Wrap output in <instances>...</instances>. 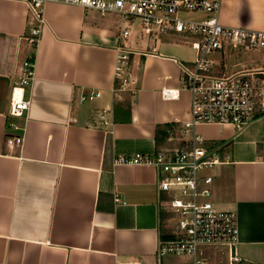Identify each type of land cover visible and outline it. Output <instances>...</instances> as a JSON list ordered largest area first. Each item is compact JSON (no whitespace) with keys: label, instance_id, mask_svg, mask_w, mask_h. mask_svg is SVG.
Masks as SVG:
<instances>
[{"label":"crops","instance_id":"0c3cea01","mask_svg":"<svg viewBox=\"0 0 264 264\" xmlns=\"http://www.w3.org/2000/svg\"><path fill=\"white\" fill-rule=\"evenodd\" d=\"M43 18L30 108L12 118L11 73L27 54L24 44L17 53L18 39L40 23L27 3L0 0V264H189L190 256L158 258L161 237L175 222L165 219L168 195L156 169L115 159L174 151L189 137L180 135L191 100L181 63L195 53L187 45L188 61L178 56L181 44L134 42L137 91L118 92L120 17L48 2ZM219 21L264 32V0H221ZM164 89L179 98L165 100ZM97 91L99 98L80 101ZM196 133L224 159L208 171L211 199L236 214L238 264H264V116L241 130L202 125ZM15 137L22 145L9 147ZM205 247L201 264H230L229 249L218 261Z\"/></svg>","mask_w":264,"mask_h":264},{"label":"built area","instance_id":"2783aa9c","mask_svg":"<svg viewBox=\"0 0 264 264\" xmlns=\"http://www.w3.org/2000/svg\"><path fill=\"white\" fill-rule=\"evenodd\" d=\"M29 6L40 23L30 34L18 39L17 53L27 47L26 56L16 61L11 73L9 116L19 117L30 108L27 91L35 70V51L44 25L43 7L48 2L76 5L121 19L115 79L118 92L132 95L137 91V77L132 69L136 42L154 41L177 36L195 53V59L181 63L182 84L190 92L189 119L181 123L180 135L189 137L181 147L155 155L119 156L116 165L146 164L157 171L158 187L168 198L161 207L174 215L175 236L160 241L158 258L190 256L189 264H201L198 251L202 246H225L230 264L242 261L236 252L239 228L233 211L213 203V177L208 171L224 163L218 147L196 133L198 126H232L245 128L264 116V32L241 27H226L219 21L221 0H20ZM203 17L186 19L182 15ZM6 71L0 69V74ZM101 96L92 92L81 102ZM165 100H176L179 91L164 89ZM101 121L108 125L106 115ZM9 147L21 146L22 137L8 138ZM118 202L119 199L116 198ZM125 203V202H123ZM140 264V263H136Z\"/></svg>","mask_w":264,"mask_h":264},{"label":"rangeland","instance_id":"374dc122","mask_svg":"<svg viewBox=\"0 0 264 264\" xmlns=\"http://www.w3.org/2000/svg\"><path fill=\"white\" fill-rule=\"evenodd\" d=\"M113 15H115V14H113ZM195 15H197V14H185V15H182V17L183 18H186V19H197L198 17H196ZM118 18H119V16L118 15H116ZM120 19V18H119ZM170 38V37H169ZM176 38V39H175ZM174 39L173 38H170V39H167V38H163L164 39V41H166V42H175V43H178V44H181V47H184V48H181L182 50H178V52H179V57L180 58H182V59H185V60H192L193 59V54L190 52V50H188L186 47H187V43L184 41V40H182V39H180L179 37H175ZM175 53H176V51H175ZM191 63V62H190ZM185 90H187V88L186 87H183ZM215 130V129H214ZM206 249H207V252H210V251H216V253H217V255H218V257H217V260L219 261L220 259V257H219V251H223V252H225V251H227L228 250V248L226 247H218V246H216V247H214V246H206L205 247ZM216 255V256H217ZM166 258V257H165ZM168 260H175V258H168Z\"/></svg>","mask_w":264,"mask_h":264},{"label":"trees","instance_id":"16d2710c","mask_svg":"<svg viewBox=\"0 0 264 264\" xmlns=\"http://www.w3.org/2000/svg\"><path fill=\"white\" fill-rule=\"evenodd\" d=\"M165 143V142H164ZM167 143L164 144L166 146ZM174 215L172 213H169L165 219L167 220H173ZM175 236V228L167 230L161 237V241H169L173 239Z\"/></svg>","mask_w":264,"mask_h":264}]
</instances>
